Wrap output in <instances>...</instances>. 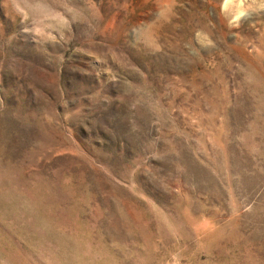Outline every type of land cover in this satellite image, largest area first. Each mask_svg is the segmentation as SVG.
<instances>
[{
	"label": "rangeland",
	"instance_id": "374dc122",
	"mask_svg": "<svg viewBox=\"0 0 264 264\" xmlns=\"http://www.w3.org/2000/svg\"><path fill=\"white\" fill-rule=\"evenodd\" d=\"M0 264H264V0H0Z\"/></svg>",
	"mask_w": 264,
	"mask_h": 264
}]
</instances>
